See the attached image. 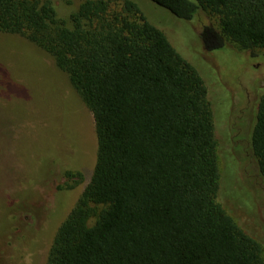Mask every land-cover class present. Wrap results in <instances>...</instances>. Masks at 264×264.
<instances>
[{"label": "trees", "instance_id": "obj_1", "mask_svg": "<svg viewBox=\"0 0 264 264\" xmlns=\"http://www.w3.org/2000/svg\"><path fill=\"white\" fill-rule=\"evenodd\" d=\"M216 21L218 45L264 49V0H152ZM0 0V31L46 51L91 110L92 174L44 264H264L260 243L217 199L221 171L207 88L131 0ZM250 147L264 178V93Z\"/></svg>", "mask_w": 264, "mask_h": 264}, {"label": "rangeland", "instance_id": "obj_2", "mask_svg": "<svg viewBox=\"0 0 264 264\" xmlns=\"http://www.w3.org/2000/svg\"><path fill=\"white\" fill-rule=\"evenodd\" d=\"M83 0H54L67 18ZM133 1L204 81L221 171L218 201L261 245L264 180L250 134L264 93V49L218 39L216 19L190 18L152 0ZM194 1V0H192ZM96 136L91 110L42 48L0 31V264H44L53 234L92 174Z\"/></svg>", "mask_w": 264, "mask_h": 264}, {"label": "flooded vegetation", "instance_id": "obj_3", "mask_svg": "<svg viewBox=\"0 0 264 264\" xmlns=\"http://www.w3.org/2000/svg\"><path fill=\"white\" fill-rule=\"evenodd\" d=\"M259 177H260L259 179H261V178H262V179L264 180V178H263L261 175H260ZM262 179H261V180H262Z\"/></svg>", "mask_w": 264, "mask_h": 264}]
</instances>
